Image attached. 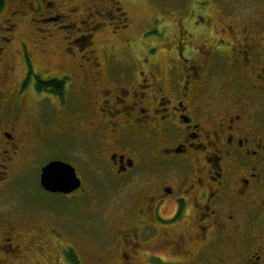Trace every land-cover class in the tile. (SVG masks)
Segmentation results:
<instances>
[{
    "label": "flooded vegetation",
    "instance_id": "flooded-vegetation-1",
    "mask_svg": "<svg viewBox=\"0 0 264 264\" xmlns=\"http://www.w3.org/2000/svg\"><path fill=\"white\" fill-rule=\"evenodd\" d=\"M59 2L14 0L0 23V208L33 168L36 176L26 214L0 213V264L38 245L80 264L81 248L92 264H150L167 251L168 264H264V9L221 8L239 22H222L221 37L212 15L179 26L166 63L147 49H94L93 13L131 27L118 0H86L84 18L83 0ZM29 12L32 23L69 19L76 34L88 31L83 45L63 36L69 69L36 68L47 49L16 35ZM191 30L206 33L202 48ZM52 161L74 167L81 188L44 189ZM93 178L126 194L105 224L81 211L96 205ZM107 245L115 254L101 255Z\"/></svg>",
    "mask_w": 264,
    "mask_h": 264
},
{
    "label": "rangeland",
    "instance_id": "rangeland-1",
    "mask_svg": "<svg viewBox=\"0 0 264 264\" xmlns=\"http://www.w3.org/2000/svg\"><path fill=\"white\" fill-rule=\"evenodd\" d=\"M48 1V0H46ZM56 5H59V0H50ZM65 4L70 3L72 0H63ZM73 7L75 4H80L81 0H73ZM123 6L130 18L131 27L127 30L117 27L116 24L110 22V20L104 19L103 16H96L97 14L93 13L92 18L101 21L100 28L96 30L93 37L94 49H96L100 55L103 51L106 50H119L122 51L125 46L130 48L128 51L123 53V57L130 55L132 56L135 52L137 56L143 57L146 56L147 52L153 57L155 54L158 57L160 62H166L172 56L174 51V46L177 43L178 33L181 25H192V21H199L201 17L212 15V21L218 26L215 29H212L218 37L222 36L220 24L223 23H233L235 27L239 26L238 15L233 13L225 12L229 6L240 9L237 5H241L245 2L250 6V11L263 10L264 9V0H118ZM14 0H8L6 10L3 13H0V23L2 21V16L6 15L8 17L7 11L8 7L12 6ZM80 12V18L85 16L86 8H88V3L86 0H83ZM221 8L225 9L222 10ZM84 9V10H83ZM222 10V11H221ZM92 11H94L92 9ZM249 11V12H250ZM31 12V11H30ZM26 16L22 25L25 26L26 32L23 31L17 32L16 35L24 36L25 40L29 41L30 46L34 49L35 44L39 47L47 49V52L44 54H39V57L42 61L40 66L36 68L43 69L47 65H50L54 71H64L70 68V64L66 58V51L64 45V37L67 34H72L75 37H78L77 45H83L85 37H81V34L87 33L85 30L78 31L79 34H76V28L70 26V21L59 19L56 23L42 24L40 22H30L31 15ZM111 15L115 16L113 13ZM8 15V16H7ZM35 17L40 18L41 12H36ZM121 15H116L115 18L120 17ZM122 17V16H121ZM219 20H222L219 23ZM115 21V20H114ZM116 22V21H115ZM64 24H67V27L64 28ZM50 25V26H49ZM197 25V24H194ZM61 26V27H60ZM39 28V29H38ZM42 28H50L48 31L42 30ZM231 30V29H230ZM192 31V30H191ZM195 35L192 40V44L195 49L202 48L201 42L203 41L204 35L206 33H201V31H192ZM3 33V32H2ZM51 38L45 40L44 37ZM70 39V38H69ZM52 46L55 48V51L52 52L48 50V47ZM76 51L78 48L75 46ZM154 50V51H153ZM201 54L195 56V60L199 61ZM43 64V65H42ZM65 68V69H64ZM64 69V70H63ZM35 99H33L34 101ZM33 103V102H31ZM24 123L27 122L26 117L23 119ZM67 145L65 144L64 147ZM34 168L30 173V182L29 184L27 178L19 181L16 186L10 188V193L7 195L5 200H2L0 213L1 215H11L14 217L25 215L28 210V202L30 197L27 194L26 188L33 183L36 179V176H33ZM19 179V178H18ZM93 201L96 202L95 207H87L86 205L82 208V213L86 218L92 216L94 221L98 223L103 222L105 224V217L109 216L110 209H114L117 203L120 202L123 198H126V194L123 191H120L109 181L98 182L93 178ZM72 218L75 217L74 214L70 215ZM1 218V217H0ZM77 218V217H75ZM79 221V220H78ZM29 243V242H28ZM27 243V246H28ZM104 247V246H103ZM101 247V255L109 256V254H115L112 250L113 246L107 245L105 248ZM33 249L26 248L23 251V256L21 258H12V261L5 262L4 264H73V257L68 256L65 252L61 254L59 251L53 249L52 252L43 248L41 245H38ZM80 254L84 256V261L81 264H92L88 259L87 250L84 251L81 248ZM111 251V253H110ZM166 255H160L156 253L151 255L150 264H168L171 263L168 260H171L172 254L170 252H164ZM60 257V258H59ZM83 258V257H82ZM143 259H145L143 257ZM146 260V259H145ZM146 264H148L146 262Z\"/></svg>",
    "mask_w": 264,
    "mask_h": 264
},
{
    "label": "water",
    "instance_id": "water-1",
    "mask_svg": "<svg viewBox=\"0 0 264 264\" xmlns=\"http://www.w3.org/2000/svg\"><path fill=\"white\" fill-rule=\"evenodd\" d=\"M41 183L48 191L66 194L82 186V181L75 168L62 161H52L43 168Z\"/></svg>",
    "mask_w": 264,
    "mask_h": 264
},
{
    "label": "trees",
    "instance_id": "trees-1",
    "mask_svg": "<svg viewBox=\"0 0 264 264\" xmlns=\"http://www.w3.org/2000/svg\"><path fill=\"white\" fill-rule=\"evenodd\" d=\"M6 0H0V10L3 8V6L5 5ZM73 264H80L79 260L77 257L73 256Z\"/></svg>",
    "mask_w": 264,
    "mask_h": 264
}]
</instances>
